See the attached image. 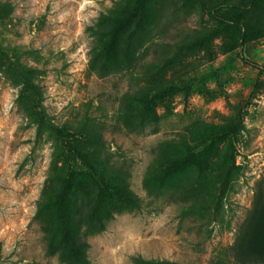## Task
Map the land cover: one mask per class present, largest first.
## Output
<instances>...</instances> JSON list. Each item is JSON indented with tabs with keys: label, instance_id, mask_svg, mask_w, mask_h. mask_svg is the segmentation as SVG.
Listing matches in <instances>:
<instances>
[{
	"label": "rangeland",
	"instance_id": "obj_1",
	"mask_svg": "<svg viewBox=\"0 0 264 264\" xmlns=\"http://www.w3.org/2000/svg\"><path fill=\"white\" fill-rule=\"evenodd\" d=\"M115 1L0 0V264H65L36 213L70 145L139 201L130 210L117 198L105 229L88 232L90 264H239L230 246L264 186V0H152L156 19L125 27L131 62L99 75L88 27ZM30 96L53 130L24 108ZM227 122L236 134L217 143L222 183L184 164L178 140L196 149L204 124ZM159 153L183 166L154 192L144 180Z\"/></svg>",
	"mask_w": 264,
	"mask_h": 264
},
{
	"label": "trees",
	"instance_id": "obj_2",
	"mask_svg": "<svg viewBox=\"0 0 264 264\" xmlns=\"http://www.w3.org/2000/svg\"><path fill=\"white\" fill-rule=\"evenodd\" d=\"M161 12L152 0H116L107 12L100 14L95 26L88 27L97 40L90 57L91 69L99 75H104L115 70L119 62L129 64V50L122 51L120 46L128 49L126 39L134 33V28L127 30L125 27L129 22H134L144 30L151 22L150 17L156 19ZM126 31L128 35H124ZM15 76L24 87H31L39 94L28 67L18 66ZM24 108L29 114H34L39 127L54 129L44 110L35 104V97H26ZM233 125L231 122L204 124L203 129L199 128L201 132H198L196 149L191 147L186 138L178 140L185 149L186 159L183 163L189 164L191 160L199 174L206 172L207 167L210 175L217 172L216 174L221 176L219 180L225 183L226 175H223V168L217 164L220 153L217 143L233 140L236 134ZM200 143L202 145H199ZM211 149L213 153H207ZM66 151L63 164L53 174L52 186L42 194L36 214L45 230L48 245L58 253L65 264H90L87 254L88 232H100L105 229L106 219L119 208L115 202L117 198L124 200V207L130 210L139 207V201L123 180H115L114 175L110 176L105 168L100 167L90 156L71 145ZM77 161H81V167L76 166ZM175 161L176 159H167L159 153L150 162V169L145 173L146 187L154 192L159 191L166 181V175L183 166ZM191 185L189 183L188 187ZM262 190L264 186L262 182H258L252 206L230 246L239 264H264ZM133 262L180 264L168 259L144 258L140 255L134 256Z\"/></svg>",
	"mask_w": 264,
	"mask_h": 264
}]
</instances>
